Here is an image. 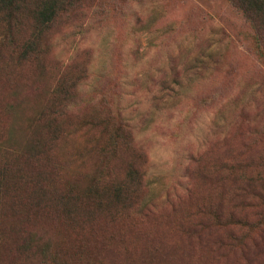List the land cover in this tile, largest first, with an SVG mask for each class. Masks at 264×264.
<instances>
[{
  "label": "rangeland",
  "instance_id": "rangeland-1",
  "mask_svg": "<svg viewBox=\"0 0 264 264\" xmlns=\"http://www.w3.org/2000/svg\"><path fill=\"white\" fill-rule=\"evenodd\" d=\"M75 4L44 40L43 71L0 57V145L20 146L26 120L38 116L54 149L51 158L39 157L28 167L51 162L56 171L43 184L58 190L72 176L108 164L115 175L132 162L141 182L136 196L144 198L149 214L131 223L150 243L128 232L121 252L132 262L122 254V264H149L143 249L153 247L156 237L164 243L165 234L169 246L175 245L179 220L205 224L199 206L228 208L220 182L224 159L255 147L264 153V68L236 37L242 22L224 0ZM1 31L0 52L10 54L15 42L2 41ZM211 56L218 60L214 71L195 69L196 58L207 65ZM60 83L72 86L70 96L64 97L65 87L51 92ZM7 103L15 105L11 117L3 113ZM104 129L117 140L115 152H101L108 138ZM238 210L249 217L255 212ZM55 239L67 248L73 233L68 238L60 229ZM169 250L173 255L175 248ZM204 258L192 264H212ZM159 262L157 257L153 264H165ZM255 264H264V256Z\"/></svg>",
  "mask_w": 264,
  "mask_h": 264
},
{
  "label": "trees",
  "instance_id": "trees-1",
  "mask_svg": "<svg viewBox=\"0 0 264 264\" xmlns=\"http://www.w3.org/2000/svg\"><path fill=\"white\" fill-rule=\"evenodd\" d=\"M224 1L242 22V31H237L236 37L246 43L264 68V0ZM75 3L76 0H0L1 40L10 38L15 42L11 53L0 52V57L10 56L17 66L36 64L43 71L42 57L47 51L44 40L58 21L76 10ZM22 30L24 33L15 38V33ZM217 62L212 57L205 65L203 59L196 58L195 69L214 71ZM60 87H65V98L70 96L72 86L64 83L51 92ZM14 109L13 103H7L3 113L11 117ZM37 117L26 120L29 127L20 146L0 145V264H122V254L131 263L129 253L121 252L124 236L136 233L144 244L150 243L148 234L132 224L133 218L140 223L149 214L144 198L136 196L141 182L132 162L115 175H109L112 169L108 164L87 175L72 176L60 190L43 184L54 174L55 166L51 162L28 166L39 157L51 158L54 139L43 135L45 130ZM107 129L102 132L108 135L102 154L117 150V140ZM263 154V149L255 147L234 160L224 159L220 182L223 193L229 196L228 208L218 204L199 206L197 212L206 215L208 222L179 220L180 236L175 245L169 246L171 240L166 234L161 235L164 243L156 237L151 240L153 247L143 249L150 256L146 261L153 264L158 257L159 263L192 264L204 261L206 254L212 264H255L263 257ZM73 158L79 160L81 156ZM246 207L255 209L250 217L238 214L239 208ZM174 213L173 209L172 217ZM121 222L126 226L122 231L117 227ZM171 222L169 226L175 231V222ZM60 229L68 238L73 233L67 248L55 239ZM87 229L89 233H85ZM165 230L171 232L169 228ZM169 247L175 248L173 255Z\"/></svg>",
  "mask_w": 264,
  "mask_h": 264
}]
</instances>
